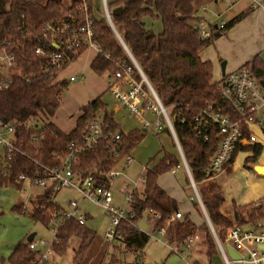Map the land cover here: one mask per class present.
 Instances as JSON below:
<instances>
[{
  "label": "trees",
  "instance_id": "1",
  "mask_svg": "<svg viewBox=\"0 0 264 264\" xmlns=\"http://www.w3.org/2000/svg\"><path fill=\"white\" fill-rule=\"evenodd\" d=\"M196 2L197 0H106V7L112 25L129 54L165 106L171 107V113L176 115L173 126L184 159L208 219L224 244L225 228L230 225V220L220 212L224 203L222 190L214 180L201 184L209 158L217 149V128L213 127L208 140L200 141L191 135L190 126L182 124L180 118H191L207 104L220 108L224 113L229 111L220 99L217 82H213L212 62L202 59L200 54L241 20L247 11L229 19L223 29L210 26L209 35L202 37L193 27L198 18L195 14ZM84 3L93 19L94 41L100 49L90 62L91 69L98 75L104 72L110 75L116 70L117 62L132 65L127 51L106 17H94L92 0H71L67 4L64 0H0V49L5 47L9 54L15 56L9 86L0 91V120L14 127V144L17 147L11 154L0 149L2 188L20 190L22 182L16 181L19 175L32 179L42 176L45 169L56 168L68 145L80 140L85 124L99 112L103 113L104 120L110 123L113 130L120 132V154L114 158L103 146L89 149L78 155L73 172L81 179L92 176L97 184L110 187L106 173L123 165L124 157L132 155L148 133L141 128L124 130L115 120L113 111L104 102L102 95L79 108L75 125L68 132L52 120H47L57 111L61 93L66 89L68 80H56L57 73L52 76L45 73L42 67L45 59L36 54L34 49L44 42L42 33L45 25L70 19H74L75 24L81 23L84 19V14L81 13ZM153 16L161 21L159 33H155L147 25V19ZM84 50L75 53L72 60ZM243 66H250L257 79L264 84V61L259 55H255ZM18 74L30 77L25 80ZM135 76L139 77L136 70ZM240 148L252 152L251 157L246 159L248 162L256 158L262 146L253 144L236 148L230 163ZM179 166H182V162L174 147L168 152L161 147L157 159L149 167L145 166L143 183L130 193V210L133 216L121 221L118 227L120 239L110 242L98 236L86 224L89 217L85 214L83 224H78L73 219L62 222L55 235L54 253L63 254L70 243L77 241V247H73V264H99L104 260L108 264H124L125 258L122 255L125 253L141 256L150 236L138 228L139 219L146 214L151 229L158 230L164 226L166 218L175 212L179 213L177 203L157 183L160 175ZM229 169L230 167L225 173ZM56 192L54 184L42 188L33 202L34 210L27 212L32 221L41 222L48 227L49 220L53 219L52 215L56 216L61 212L63 207L53 201ZM192 203L198 207L195 199H192ZM20 208L21 205H14L12 209L19 212ZM157 215L159 218L155 217ZM262 215L264 202L258 206L250 204L236 207L233 213L234 219L241 223L254 221ZM197 231H201L197 245L202 248L205 263L211 264L212 257L220 252L207 221L197 225L188 215H182L167 225L163 237L168 245L174 243L179 251L184 246L191 250L193 247L188 246L189 239ZM32 240L34 239L19 241L7 260L11 264H33L37 252L29 248Z\"/></svg>",
  "mask_w": 264,
  "mask_h": 264
},
{
  "label": "built area",
  "instance_id": "2",
  "mask_svg": "<svg viewBox=\"0 0 264 264\" xmlns=\"http://www.w3.org/2000/svg\"><path fill=\"white\" fill-rule=\"evenodd\" d=\"M227 7H231L242 0H222ZM249 7L264 11V0H247ZM106 6V5H105ZM205 9V8H203ZM84 19L81 23L75 24L74 19L64 20L57 24H47L43 28L42 45H37L34 52L41 55L45 62L43 71L49 76L59 71L70 61L75 53L81 49H94L99 52L100 49L94 41L93 19L88 14L87 6L84 3L81 8ZM104 16L109 20L107 7H105ZM218 17V16H217ZM225 19H219L216 24L217 29H223L226 26ZM211 22L197 19L193 27L202 37H207L210 33ZM108 57V55H106ZM132 65L124 62L116 63V70L110 74V80L107 84V92L114 102L127 114L133 117L138 123V128L149 131L155 130L156 133L165 132L170 134L175 144L176 151L181 159L182 166L188 171L191 180V187L195 193V199L198 200V192L194 181L192 180L189 168L184 159L179 140L177 138L173 118L175 114L171 113V107L165 106L158 94L152 88L151 84L144 76L136 62L129 56ZM15 62V56L9 54L5 47L0 49V91L6 89L10 83L11 69ZM139 77L135 76V70ZM54 74V75H55ZM19 77L28 80L30 75L23 74ZM75 77L70 76L69 81H74ZM220 99L227 105L229 111L224 113L220 108L207 104L199 112L187 119L180 118L182 124L190 126L191 135L200 141L209 139L211 130L214 126L217 128L219 136L217 149L210 156L208 165L204 171L202 180L207 181L215 178L226 171L231 166L230 159L234 150L244 145L259 144L264 145V140L260 139L253 131L252 127L257 126L264 130V84L256 77L250 66H241L230 72H226L217 81ZM247 132V133H246ZM15 142V129L10 123L0 120V149L11 154L17 147ZM105 147L110 156L116 158L120 154L121 134L111 128L109 122L103 118V113H96L85 124L80 140L71 142L65 154L62 156L60 164L53 169H45L42 176H36L32 179L19 175L17 182H22L21 189L26 185H35L41 188L54 184L55 189L69 187L80 194V199H69L67 208H63L60 213L53 216L49 224V230L53 235L51 242L39 239L32 240L29 248L37 253L33 264H50V259L54 254L55 235L62 222L67 219H73L78 224L85 222V214H79V201L88 200L106 210L111 218L113 229H109L104 234V239L115 241L121 238L118 227L124 219L133 216L130 210V193L144 181V174L135 182L125 183L121 191V198L128 205V210L120 209L113 205V195L110 187H104L95 182L92 176L81 179L73 172V165L80 153L97 147ZM132 161V155H126L123 160L124 166H128ZM145 170V166H143ZM174 170V169H173ZM119 171L112 169L106 173V177L111 180L118 176ZM264 202H255V206ZM159 218V216H155ZM181 212H175L164 221L170 223V220L181 218ZM168 223V224H169ZM216 239V245L225 264H264V215L254 221L232 222L225 228V242L219 240L215 229L210 225ZM164 236L166 226L158 229ZM198 238L194 235L189 239L193 242ZM230 246L239 256L237 260H232L227 256L225 247ZM182 253V251H180ZM184 264H206L197 260H191L186 255ZM142 257L136 255L134 260L128 264H139ZM99 264H103L99 262Z\"/></svg>",
  "mask_w": 264,
  "mask_h": 264
},
{
  "label": "rangeland",
  "instance_id": "3",
  "mask_svg": "<svg viewBox=\"0 0 264 264\" xmlns=\"http://www.w3.org/2000/svg\"><path fill=\"white\" fill-rule=\"evenodd\" d=\"M71 0H64L67 4ZM106 3L103 0H92V11L96 18L104 17ZM247 5L246 1L233 5L230 9L223 13L221 18L229 19L240 13L244 6ZM206 15L211 20H219L220 17H213L212 12L214 7L211 4H207ZM217 8L223 9V5L220 3ZM216 8V10H217ZM251 12V11H250ZM249 12V13H250ZM214 13V12H213ZM109 14V13H108ZM255 14H252L251 18L244 17L235 23L231 28V32L227 30L225 35L221 37L220 41L207 46L201 53V57L204 59L213 58L214 60V79H219L221 75V62L227 61V68L239 66L241 62L245 60L243 58L245 54L251 50H255L257 46L264 44L260 31V23L254 18ZM147 25L155 32L161 31V21L153 16L147 19ZM264 29V27H262ZM262 43V44H260ZM220 52V55L217 52ZM97 52L94 49H87L81 51L76 59L68 62L57 73L56 80L66 79L68 84L65 90L62 91L60 97V105L53 116H49L47 120L55 122L62 130L68 132L74 125L77 116L79 115V108L89 101L93 100L99 95H102V99L109 106V109L116 112L114 108V100L107 92V84L110 80L109 75L104 72L100 75L96 74L90 67V62ZM225 55V56H224ZM260 55L264 57V50L260 51ZM243 65H240L241 67ZM237 67V68H239ZM74 76V81H69V77ZM169 107V106H167ZM117 122L124 129L129 124L133 117L127 114L125 111H121L117 115ZM46 120V119H45ZM40 125L42 122L39 123ZM163 147L165 150H172L169 135L165 132L157 134L155 130L150 129L147 135L142 139L138 146L134 149L132 154V161L128 166L119 165L116 170L120 174L110 180V190L113 195V205L120 207V209L128 210V205L121 198V191L123 185L129 182H135L139 177L144 174L143 166L149 167L153 161L157 159L159 149ZM153 158V159H151ZM151 160V161H150ZM185 172L182 168L176 169L175 173L167 170L165 173L158 177V183L172 192L173 196L178 198L179 207L182 211L189 210L191 217L194 220L200 221V217L197 212L192 209L189 196H194V191L190 185L185 181ZM140 186V185H139ZM138 186V187H139ZM166 186V187H165ZM12 190V189H11ZM12 190L16 196V203L25 202L30 211L34 210V201L36 196L41 192L42 188L35 185H26L25 190L15 189ZM31 196L32 201L28 202V197ZM13 198V197H12ZM80 194L76 190L69 187H61L53 196V201L61 207L67 208V201L69 199H80ZM3 212V216L0 218V236L5 237L8 233L15 234L16 227L25 228V234L35 233V241L39 239L51 242L53 235L49 230V227L43 225L41 222L32 221L29 216L11 214L8 210H0ZM79 214H87L90 217L86 219V224L97 232L98 236L104 238V234L109 229H113L110 216L106 213V210L99 205H96L88 200L79 201ZM225 217L231 218L232 222H237L233 217V212ZM53 218V215H52ZM170 222H173L170 220ZM51 223L49 220L48 224ZM153 223V222H152ZM169 223V222H168ZM163 222L164 227L168 225ZM138 228L149 234V241L144 246L141 257L142 261L139 264H184V258L186 255L191 260H197L205 263V256L202 252V248L198 247L196 240L191 244L193 249L188 250L186 246L181 247L182 253L177 249L175 245H168L165 238L159 230L151 229V225L148 222L146 214H144L138 221ZM198 239L201 235V231H197ZM25 236V235H24ZM77 241L70 243L66 251L59 255L53 254L50 259V264H73V247H77ZM193 245V246H192ZM134 256L131 253H125L122 255L124 264H128L134 260ZM103 264L107 263V260L102 261ZM122 264V262H121ZM211 264H225L220 253H217L211 259Z\"/></svg>",
  "mask_w": 264,
  "mask_h": 264
},
{
  "label": "crops",
  "instance_id": "4",
  "mask_svg": "<svg viewBox=\"0 0 264 264\" xmlns=\"http://www.w3.org/2000/svg\"><path fill=\"white\" fill-rule=\"evenodd\" d=\"M244 1H246V3H247V5H245L243 10H242V11H247L244 19L251 18L252 14H255L254 18L257 19V21H259V23H260L259 25H260L261 36H262V39H264V29H262V27H264V11H262L260 9L250 8L247 0H242L241 2H244ZM103 2L106 3V0H103ZM209 3L211 4V6L214 7V9H213L214 13L212 12V14H213V17L215 14L216 19H217V16L220 17L219 19H223V18H221L222 14L223 13L225 14V11L230 9L232 6L227 7L223 3L222 0H197L196 6H195L196 7L195 14L198 17L197 19L209 21L216 28V24L218 23V20H215V19L211 20L210 17H208L206 15V11H207L206 6ZM220 3L224 7L223 9L217 8V5ZM203 8H205V9H203ZM216 8H217V10H216ZM231 18H229V19H231ZM229 19H226V21H228ZM228 31H229L228 33L231 32L230 29ZM221 37H223V35L219 36L215 40L216 43L218 41H220ZM260 44H262V43H260ZM262 50H264V44H262L261 46H257L255 50H251V51L247 52L245 54V56L243 57V58H245V60L243 62H241L239 64V66L244 65L246 62L252 60V58L255 55H259L261 60L264 61V57H262L260 55V51H262ZM217 53L220 55L219 51ZM200 56H201V54H200ZM202 59H204V58H202ZM204 60H210L212 62L213 74H214L215 66H214L213 58L210 57V58L204 59ZM227 65H228V62L225 61L224 72L222 73V71H221V75L219 76V79L226 72H230L232 70L237 69V67H239V66H234V67L227 68ZM219 79H214V77H213V82H217ZM113 103L115 105L114 108L117 111L116 112H114L113 110L112 111L114 113V118L117 121V118L115 117V115H117L118 113H120L121 111H124V110L121 109L115 102H113ZM131 128H138V123L135 120L130 121L129 124L127 126H125L124 130L131 129ZM252 131L260 139L264 140V130H262L261 128H259L257 126H253ZM157 134H159V133H157ZM166 134H168V133H166ZM168 135L170 138L172 148L174 147L176 150V147H175V144L172 140V137L170 136V134H168ZM244 146H246V145H244ZM165 151L168 152L167 150H165ZM251 155H252V152L250 150H242L240 148L237 151V153L234 157V160L231 163L229 172H227V173L223 172V173L219 174L218 176H216L215 178L211 179V180H214L215 182H217L219 184L221 190H222V193L224 196V203L220 207V212L224 216L225 215L228 216L232 212L234 213V210L236 207H242V206H246V205H250V204H255V202L261 201L262 199H264V145H262V149L259 152V154L256 156V158H254L251 161L246 162V159H248V157L250 158ZM179 168H182L184 170L185 177H186L185 181H186V183L188 182L187 184L191 186V180H190V176L188 174V171H186V169L183 166H179L176 169H179ZM176 169H174V170L170 169V171L172 173H175ZM144 172H145V170H144ZM207 181H209V180H207ZM205 182L206 181L202 180L201 184H203ZM157 183H158V179H157ZM158 184H159V186H161L160 183H158ZM11 189L14 190L15 192H17V190H15L14 188H2V187H0V210H3V211L8 210L11 214H15V215L29 216L27 214V212H31V211L26 206V203L20 202L19 204H17L16 198H18L19 195L16 196L15 194H17V193H13ZM163 189L167 192L170 199L174 200L177 203L178 211L181 212L182 215H188L190 217V219L197 225L202 223L204 220L206 221V217H205V214L203 212L201 205L194 198L195 193H194V196H189V199L191 201L192 209H194L197 212V214L200 217V221H199V219L194 220L193 217H191V213L189 210L182 211L181 207H179L178 198L173 196L172 192H170L169 189H165V188H163ZM23 190H25V189H23ZM192 199H195L197 201L198 207H195L193 205ZM30 201H32L31 196L28 197V202H30ZM14 205H21V208L18 209L19 212L12 209L14 207ZM2 216H3V212H0V218ZM88 217H90V216L88 215ZM230 219L231 218H229V220ZM209 228H210V226H209ZM35 235L36 234L34 233L33 239L35 238ZM29 236L30 235L25 234V228H23V227H16V231H15L14 235H11L10 233H8L7 235H5L4 238H2L0 236V264H11L7 260V257L10 255V253L14 249L15 245L19 241H22V240L24 241ZM196 240H198V238ZM195 241L190 242V244H188V246H191V244L194 243ZM172 245H175V244L173 243ZM181 251H183V250H181ZM106 264H108V263H106Z\"/></svg>",
  "mask_w": 264,
  "mask_h": 264
},
{
  "label": "water",
  "instance_id": "5",
  "mask_svg": "<svg viewBox=\"0 0 264 264\" xmlns=\"http://www.w3.org/2000/svg\"><path fill=\"white\" fill-rule=\"evenodd\" d=\"M107 21L109 22L111 28L113 29V31L115 32V34L117 35V37L120 39V41H121L122 45L124 46L125 50L127 51L128 55L131 57V55L129 54L127 48L125 47L124 43L122 42L121 38L118 36L117 32L115 31V29H114V27H113V25H112V22H111V20H110V16H109V20L107 19ZM131 58H132V57H131ZM133 60H134V59H133ZM220 65H221V71H222V73H223V72H224V67H225V61H222ZM144 76H145V75H144ZM198 200H199L198 203L201 205V207H202V209H203V212H204V214H205L206 221H207V223H208L209 226H210L211 223L209 222V219H208V217H207V214H206V212H205V210H204V208H203V205H202L201 199H200V197H199V194H198ZM210 231H211L213 237H215L214 233L212 232L211 227H210ZM33 236H34V233L30 234V236L27 238V241L31 240V239L33 238ZM215 241H216V239H215ZM225 251H226L227 256H229L230 259H232V260H237V259L239 258L238 254H237V253H236V252H235L230 246H226V247H225ZM234 264H241V263L235 262Z\"/></svg>",
  "mask_w": 264,
  "mask_h": 264
}]
</instances>
